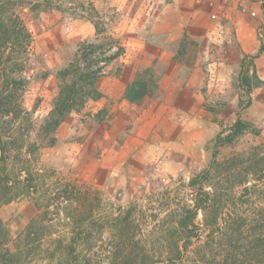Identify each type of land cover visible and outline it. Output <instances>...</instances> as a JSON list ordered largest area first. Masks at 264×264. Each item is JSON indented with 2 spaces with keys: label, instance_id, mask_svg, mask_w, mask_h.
Masks as SVG:
<instances>
[{
  "label": "rangeland",
  "instance_id": "obj_1",
  "mask_svg": "<svg viewBox=\"0 0 264 264\" xmlns=\"http://www.w3.org/2000/svg\"><path fill=\"white\" fill-rule=\"evenodd\" d=\"M17 12L32 36V60L26 114L3 130L0 145V264L223 260L226 242L210 243L205 228L186 251L181 221L194 205L191 179L209 167L215 139L240 112L251 126L217 161L247 159L264 145V85L251 106L240 104L241 63L264 39V0H21ZM95 14L124 53L115 61L117 49L93 56L86 69L103 70L101 97L49 128L58 72L81 44L104 41ZM255 65L264 80V53ZM145 72L151 95L129 102L128 85ZM230 176V211L247 209V200L264 206V180L249 164ZM196 222L203 227L202 212Z\"/></svg>",
  "mask_w": 264,
  "mask_h": 264
},
{
  "label": "trees",
  "instance_id": "obj_2",
  "mask_svg": "<svg viewBox=\"0 0 264 264\" xmlns=\"http://www.w3.org/2000/svg\"><path fill=\"white\" fill-rule=\"evenodd\" d=\"M21 0H0V145L3 146V130L11 129L24 114L22 93L28 84L26 74L30 70L32 60V36L17 12ZM37 5H33V12H37ZM60 8V7H59ZM61 9V8H60ZM90 20L94 23L97 37L103 42L96 44H81L75 54L74 61L65 70L58 72L59 95L54 102V108L49 116V128L59 126L65 117L72 111H78L89 100L101 97L96 87L97 79L103 75L102 69L88 67L87 62L96 54L116 52L109 61L119 59L124 48L114 35L106 36L102 18L95 14ZM264 38V25L262 27ZM103 36V37H102ZM105 36V37H104ZM264 53V39L256 55H248L241 63L240 85L244 92L241 107L248 108L252 104V92L255 87L264 85L256 71L255 60ZM91 68V69H90ZM254 79L257 81L254 82ZM150 73L140 75L131 82L126 90L125 97L129 102L138 103L151 95ZM11 118V119H10ZM251 125L238 114L237 121L226 135L220 134L215 139L212 161L208 168L195 175L190 186L195 191L194 205L184 209L181 221L184 230V249L188 251L193 239L199 237L202 228L209 230L210 243L224 241L223 260L217 264H264V206L252 207L250 200L242 204H251L247 209L236 207L230 211L231 196L227 194L224 184H235L230 172L238 171L243 164H249L250 170L259 174L258 181L264 180V145L247 159H234L224 162L217 161L221 148L232 145L238 138L249 130ZM5 148H1L0 163L4 161ZM243 170L233 177H241ZM229 178V179H228ZM217 180L213 187L214 180ZM264 182V181H263ZM264 184V183H263ZM228 190V189H227ZM254 193V192H253ZM257 193V191H255ZM264 197V190L259 193ZM246 196L250 197L248 190ZM241 197L239 200H241ZM264 200V199H263ZM234 203V202H233ZM203 213V227L197 224L199 213ZM221 224L219 221H223ZM18 256L22 250L17 251ZM9 255V253L7 252ZM12 257L16 258L15 255ZM201 264V262H200Z\"/></svg>",
  "mask_w": 264,
  "mask_h": 264
}]
</instances>
